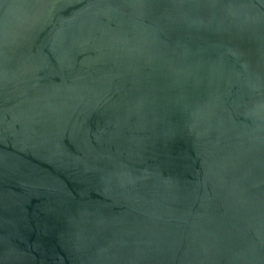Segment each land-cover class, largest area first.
<instances>
[{"label": "water", "instance_id": "obj_1", "mask_svg": "<svg viewBox=\"0 0 264 264\" xmlns=\"http://www.w3.org/2000/svg\"><path fill=\"white\" fill-rule=\"evenodd\" d=\"M0 264H264V0H0Z\"/></svg>", "mask_w": 264, "mask_h": 264}]
</instances>
